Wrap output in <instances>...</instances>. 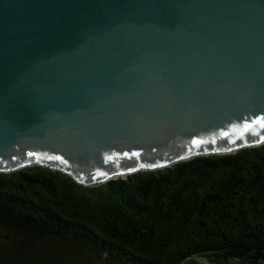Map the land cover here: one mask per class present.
<instances>
[{
  "label": "water",
  "instance_id": "obj_1",
  "mask_svg": "<svg viewBox=\"0 0 264 264\" xmlns=\"http://www.w3.org/2000/svg\"><path fill=\"white\" fill-rule=\"evenodd\" d=\"M264 142V0H0V172L96 186Z\"/></svg>",
  "mask_w": 264,
  "mask_h": 264
},
{
  "label": "trees",
  "instance_id": "obj_2",
  "mask_svg": "<svg viewBox=\"0 0 264 264\" xmlns=\"http://www.w3.org/2000/svg\"><path fill=\"white\" fill-rule=\"evenodd\" d=\"M0 227L69 242L94 264H264V142L96 186L38 165L0 172Z\"/></svg>",
  "mask_w": 264,
  "mask_h": 264
},
{
  "label": "rangeland",
  "instance_id": "obj_3",
  "mask_svg": "<svg viewBox=\"0 0 264 264\" xmlns=\"http://www.w3.org/2000/svg\"><path fill=\"white\" fill-rule=\"evenodd\" d=\"M72 254L75 261L72 262ZM16 256L25 262L54 264H94L96 260L69 242L51 237L30 236L0 227V257ZM73 258V259H74ZM234 264L235 261H229ZM179 264H212L204 257L194 256Z\"/></svg>",
  "mask_w": 264,
  "mask_h": 264
}]
</instances>
